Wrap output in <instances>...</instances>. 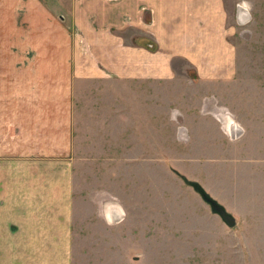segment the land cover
I'll return each mask as SVG.
<instances>
[{
    "label": "rangeland",
    "instance_id": "1",
    "mask_svg": "<svg viewBox=\"0 0 264 264\" xmlns=\"http://www.w3.org/2000/svg\"><path fill=\"white\" fill-rule=\"evenodd\" d=\"M72 2L0 0L1 70L11 56L20 69L46 54L48 69L71 76L62 79L65 95L54 89L61 79L41 82L54 86L50 118H64L68 129L64 149H43L66 155L70 264H264V0H224L234 55L224 78L201 77L192 65L161 55L154 81L142 80L135 48L155 47L136 29L110 31L113 49L120 48L118 36L130 44L127 60L113 52L100 61L93 47L73 44ZM40 4L48 23L38 29L42 18L28 23L24 5ZM240 12L247 18L238 20ZM140 19L148 23L150 13L143 10ZM63 53L69 60L62 63L56 57ZM40 81L32 78L33 90ZM15 87V99L22 98ZM63 100L65 112L56 104ZM179 176L223 206L234 227L212 215ZM53 193L56 202L60 191L48 189L49 199Z\"/></svg>",
    "mask_w": 264,
    "mask_h": 264
},
{
    "label": "crops",
    "instance_id": "2",
    "mask_svg": "<svg viewBox=\"0 0 264 264\" xmlns=\"http://www.w3.org/2000/svg\"><path fill=\"white\" fill-rule=\"evenodd\" d=\"M76 1L77 5L72 2L71 13L75 30L71 34L73 44L93 47L100 61L103 56L112 58L113 52L124 55L123 60H127L130 44L123 43L118 36L120 48L113 49V45L117 46L114 40L117 36L110 31L131 28L139 32V40L151 41L155 47L149 51L140 48L141 43L136 45L135 54L142 61L139 66L142 80L160 78L161 55L163 60L174 59L192 65L201 77L224 78L225 72H229L234 55L228 37L232 34L231 19L225 12L224 0ZM24 9L28 23L40 17L38 29L42 24L47 26L48 19L44 18L41 4L38 8L24 5ZM143 10L150 13L148 23L140 19ZM8 18H15L14 7H9ZM45 36L48 38L47 33ZM58 56L57 61L62 63L69 60L67 53ZM73 56L72 53V61H75ZM11 58L12 61L7 62L8 69L1 70L4 60L0 57V264H70L67 211L70 194L66 182L67 160H63L66 155L62 149H43L45 146L64 149L68 129L64 118L58 117L54 123L50 118L53 110L48 108L52 103L47 95L54 86L41 82L48 77L61 79L55 81L57 88L54 89L65 95L69 94V87L62 79L71 76L64 68L48 69L44 65L48 61L46 54L35 55L33 64L24 56L21 60L28 64L20 69H14L11 62L15 59ZM32 78L41 80L34 90ZM17 82L22 98L18 95L15 99ZM33 95L37 101L32 102ZM64 101L56 104L65 112ZM43 136H46L44 140ZM48 140H55L50 141L55 145H49ZM33 141L34 144L36 141L35 148ZM53 157L57 160L50 159ZM50 169L55 174L49 173ZM54 188L61 196L55 209L54 193L51 199L48 197V189L54 191Z\"/></svg>",
    "mask_w": 264,
    "mask_h": 264
},
{
    "label": "water",
    "instance_id": "3",
    "mask_svg": "<svg viewBox=\"0 0 264 264\" xmlns=\"http://www.w3.org/2000/svg\"><path fill=\"white\" fill-rule=\"evenodd\" d=\"M247 16L245 14H243L242 12H240L239 16H238V20H243L246 19ZM179 179L182 181V183L189 187L193 193H195L199 199L203 202V204H205L208 209L209 212L216 216L223 225H225L227 228H232L235 225V221L234 218L225 211V209L223 208V206H221L216 200H214L212 197H210L202 188L201 186L194 182V181H190L185 179L184 177H180Z\"/></svg>",
    "mask_w": 264,
    "mask_h": 264
},
{
    "label": "bare ground",
    "instance_id": "4",
    "mask_svg": "<svg viewBox=\"0 0 264 264\" xmlns=\"http://www.w3.org/2000/svg\"><path fill=\"white\" fill-rule=\"evenodd\" d=\"M235 131H236V129H235Z\"/></svg>",
    "mask_w": 264,
    "mask_h": 264
}]
</instances>
